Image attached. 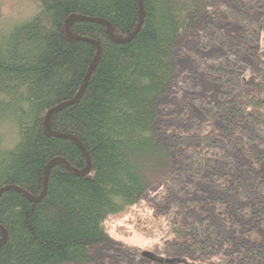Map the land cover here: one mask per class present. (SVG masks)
<instances>
[{
  "label": "trees",
  "instance_id": "1",
  "mask_svg": "<svg viewBox=\"0 0 264 264\" xmlns=\"http://www.w3.org/2000/svg\"><path fill=\"white\" fill-rule=\"evenodd\" d=\"M128 230L264 264V0H0V264H83Z\"/></svg>",
  "mask_w": 264,
  "mask_h": 264
},
{
  "label": "rangeland",
  "instance_id": "2",
  "mask_svg": "<svg viewBox=\"0 0 264 264\" xmlns=\"http://www.w3.org/2000/svg\"><path fill=\"white\" fill-rule=\"evenodd\" d=\"M26 9V7H23ZM229 33H236L238 28L230 26L225 29ZM199 54L203 57H216L226 54V50L219 47L199 49ZM177 74L183 75L192 70V62L188 56L178 57L175 61ZM201 89L198 92L199 98L207 102L216 104L218 101V86L208 81L203 74L199 76ZM173 95L167 93L161 97V102L165 104ZM168 110L162 108L161 116L168 114ZM204 188L206 194L218 196L233 204V195L225 191H215ZM196 195L193 188L189 196ZM91 261L83 264H236L227 262L220 258L216 252L206 255H197L183 249H168L160 246L157 241L148 239L135 231L128 230L122 234H112L111 240L104 241L97 247L89 251Z\"/></svg>",
  "mask_w": 264,
  "mask_h": 264
},
{
  "label": "water",
  "instance_id": "3",
  "mask_svg": "<svg viewBox=\"0 0 264 264\" xmlns=\"http://www.w3.org/2000/svg\"><path fill=\"white\" fill-rule=\"evenodd\" d=\"M140 11H141V7H140ZM73 18H74V16H70V17H69V20H71V19H73ZM139 28H140V23L137 25V27H136V29H135V31H134L133 34H136L137 31L139 30ZM129 38H130V37H128V38H126V39H123V40H120V39L114 38V40L117 41V42H125V41L129 40ZM92 42L96 45V48H97V53H96L95 59L93 60V64H92V66H93V65H95V63H96L97 60H98V57H99V54H100V47H99L98 44L95 43L94 41H92ZM92 66H91V67L88 69V71L86 72V75H85L84 81H83V83H82V85H81L79 91L77 92L76 96H75L72 100L66 101V102L62 103L61 105H68V104H71V103H73L74 101H76V100L79 99V97L81 96V94H82V92H83V90H84V87H85L86 81H87V79H88V77H89V74H90V71H91V69H92ZM53 110H54V109H50V110L48 111V113H47V118L50 116V114L52 113ZM58 161H60V162H64L62 159H58ZM89 165H90V161H89L88 156L86 155V165H85L84 169H83V170H75V173H76L77 175H81V176L86 175V174L88 173V171H89ZM49 168H50L49 166H47V168H46V173H45V176H44V184H43L42 191H41V193H40V195H39L38 197H36V198H32L33 201H37V200H39L41 197H43V195H44V193H45L46 184H47V179H48V175H49Z\"/></svg>",
  "mask_w": 264,
  "mask_h": 264
},
{
  "label": "bare ground",
  "instance_id": "4",
  "mask_svg": "<svg viewBox=\"0 0 264 264\" xmlns=\"http://www.w3.org/2000/svg\"><path fill=\"white\" fill-rule=\"evenodd\" d=\"M83 170V169H82Z\"/></svg>",
  "mask_w": 264,
  "mask_h": 264
}]
</instances>
